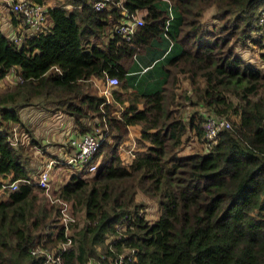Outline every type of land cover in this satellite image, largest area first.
Wrapping results in <instances>:
<instances>
[{"label": "trees", "instance_id": "16d2710c", "mask_svg": "<svg viewBox=\"0 0 264 264\" xmlns=\"http://www.w3.org/2000/svg\"><path fill=\"white\" fill-rule=\"evenodd\" d=\"M54 1L36 31L0 5V79L15 76L0 91V177L18 179L0 197V264H41L31 253L39 247L55 249L57 264H264V0H108L101 10L95 0ZM133 13L142 24L127 40L116 26ZM251 44L256 57L241 52ZM110 76L119 84L108 100L93 80ZM180 98L193 106L186 117ZM29 103L41 119L60 108L76 132L100 138L92 175L82 165L53 193L69 205L66 224L61 203L27 181L33 167L13 143ZM211 115L230 126L206 146ZM191 131L206 152L181 153ZM138 193L157 201L153 221Z\"/></svg>", "mask_w": 264, "mask_h": 264}, {"label": "built area", "instance_id": "2783aa9c", "mask_svg": "<svg viewBox=\"0 0 264 264\" xmlns=\"http://www.w3.org/2000/svg\"><path fill=\"white\" fill-rule=\"evenodd\" d=\"M106 1L108 0H95L93 6L97 10H101L105 7ZM46 2V1H45ZM38 3L32 0H0L1 6H11V9L18 14L21 23L26 26L27 29L31 30H38L41 27H45V12L48 6H53L55 4L54 0H48L47 3ZM257 22L263 27L264 29V5H261L257 11ZM141 15L133 13L131 14V18H128L127 21H121L116 26V30L118 33H121L125 39H129L136 26L141 25ZM10 32V31H9ZM13 32V31H11ZM9 33L11 39L15 42H19L21 36L14 33ZM118 83V79L116 76H110L105 79V86L102 89L104 94L107 93V88L110 85H115ZM205 128L204 133V144L206 146L212 145L215 140L217 132L224 128L228 127L229 122L226 118H218L214 115L206 117V120L203 123ZM82 136L78 138L71 137L69 140V147L72 148L70 154H66L65 162L68 165L77 164L82 165L88 164L93 157V153L97 150L100 142V138L97 134L91 132H87L81 134ZM13 143H16L13 139ZM62 161L59 157H51L48 160H45L41 163L39 170L35 173V177L27 180L29 183H33L36 186L42 188L44 194L50 199V201H59L61 203L60 212L62 221L66 224L68 221H72L73 217H70L68 212V205L66 202L60 200L57 197H54V189H52V181L51 177L49 176L51 169L54 165L60 164ZM98 164V159L95 162L88 164L87 171L90 172L92 169L96 168ZM18 179H13L11 181L8 178L0 180V197L1 193L4 190H11L17 186ZM66 228V227H65ZM40 252L39 248L32 249V254ZM44 263L43 264H57L60 261L59 255L54 251L47 250L44 252ZM118 264V263H117Z\"/></svg>", "mask_w": 264, "mask_h": 264}, {"label": "rangeland", "instance_id": "374dc122", "mask_svg": "<svg viewBox=\"0 0 264 264\" xmlns=\"http://www.w3.org/2000/svg\"><path fill=\"white\" fill-rule=\"evenodd\" d=\"M45 1H46L45 3L48 2V0H45ZM241 52L244 53V55L246 57H250V56L256 57V55L259 52V48L255 45L251 44L250 46H248L246 48H242ZM137 62H138L137 68L143 66L142 58L138 59ZM138 72L139 71L135 70V74H134L135 78L134 79H137V77L139 76ZM149 79L156 80L157 74H155L154 71H152L150 76H149ZM14 83H15V76H13V73L12 74L8 73V75H6V77L0 79V91L1 90L3 91L4 89L10 88ZM93 83H95L93 90H95V91L97 90V92H98L99 88H98V84L96 85V83H105V80L102 81V79H100V78H94ZM118 84L115 85V87L118 86ZM183 85L186 87V90H187L189 87L188 82L185 81V83H183ZM111 86H114V85H111ZM110 87H109L108 92H107L109 100L112 98V94L110 93V89H111ZM187 91L189 92V89ZM123 96L126 97V95H123ZM180 106H181V112L185 115V117L191 113L192 108H193V106H188V104L181 98H180ZM39 107L40 106L38 104L37 105L33 104L32 107H29V108L26 106H21L19 108V117L21 118L20 123H21L22 127L30 130V134L28 136V134L24 130V128H22L16 122V124L13 125L12 137H13L15 142L17 141V139H19V143H21L24 146L25 156H24V152H22V155L24 158L26 157L27 165L29 167L30 166L33 167L32 170L34 172L31 174V176L33 178L36 175L35 173L39 170V164H38V160L40 159L39 156L45 155V156H48L50 158L51 157H59V159L62 162L58 165H55L51 169L50 174H49V176L52 177V181H53L52 189H54V193H55V192H57V189L59 188V186L68 180L71 173L80 172L81 166L77 165V164H72V163H71V165H68L65 162L66 154H67L66 151L60 150V153H58L55 144H52V143L49 144L48 142H45L42 140V136H41L42 131H41L40 126L38 124L40 119L39 120L37 119V110H40ZM42 109L48 110V109H45L44 107H42ZM33 110H34V113H33ZM58 110H59V116L66 115L62 109L58 108ZM51 111L52 110H49L48 113L51 114ZM69 116H71V115H69ZM49 117H51V116L49 115ZM29 119H30V123H28ZM72 119H73V117H72ZM95 131H97V128H95ZM128 133L130 134L128 136L129 138L127 140H125L123 145L120 146V150H119L120 155H122L126 160L130 159V157H131L130 153L132 152V149L134 150V148L136 147L135 137L138 135V134H135L133 128L129 129ZM33 138L38 141V144L36 142H33V140H32ZM69 140L67 141L68 147H69V145H68ZM54 142L61 145V147L63 146V143H61L59 139H57ZM68 147H67V149H68ZM196 150L201 151V152H206V150L204 149L203 143L200 141V139H198L194 135L193 131H191L189 136H187V135L184 136L183 146L181 147V153H192L193 151H196ZM92 171H93V169L88 173H86V172H84V173H86L87 176H91L93 173ZM94 171H95V169H94ZM137 197L139 200H141L144 203L142 206V209H140V211L143 213L144 217L153 221L155 218H157L159 216L158 203L156 200L151 199L149 197H146L145 195H142L140 193L137 194ZM68 212H69V205H68ZM70 244H71L70 240H67L66 242H61L58 244V249H64L67 245H70ZM39 249H40V252H38V256H40L42 258L41 264H43L44 260H45L44 252L47 251L48 249L41 248V247H39ZM53 251H56V250L53 249ZM126 252H127V250H126Z\"/></svg>", "mask_w": 264, "mask_h": 264}, {"label": "crops", "instance_id": "0c3cea01", "mask_svg": "<svg viewBox=\"0 0 264 264\" xmlns=\"http://www.w3.org/2000/svg\"><path fill=\"white\" fill-rule=\"evenodd\" d=\"M3 1V0H1ZM96 82V81H95ZM98 84V88L101 86V83H96V85ZM136 85V84H134ZM95 86V83H94ZM33 104H29L26 107H32ZM37 110V109H36ZM34 113V110H33ZM41 110H37V119L40 121L38 122L40 129L42 131V140L45 142H48L49 144H55L56 145V149L57 152L60 153V150H64L67 152V155L71 153L72 148L67 146V141L71 138H78L80 136H82V133H78L75 131L74 128V123H73V119L72 116L67 115H61L59 116V110H52L51 114L49 117L47 114H42L44 115V119H41ZM30 123V119L29 122ZM134 129L135 134H137L139 126L138 125H131L129 126L128 129ZM70 129V130H69ZM129 134V133H128ZM130 135V134H129ZM57 139L60 140L61 143H63V146L61 147V145L57 144L56 141ZM68 147V149H67ZM66 149V150H65ZM40 159L38 160V164H39V168L41 166V163L44 162L45 160L50 159V157L48 156H39ZM55 166V165H54ZM4 179L0 177V180ZM51 181H52V177H51ZM53 183V181H52Z\"/></svg>", "mask_w": 264, "mask_h": 264}, {"label": "clouds", "instance_id": "9594fccd", "mask_svg": "<svg viewBox=\"0 0 264 264\" xmlns=\"http://www.w3.org/2000/svg\"><path fill=\"white\" fill-rule=\"evenodd\" d=\"M104 86H105V83L99 87V91H100L101 93H103V92H102V89L104 88ZM110 86H111V85H110ZM110 86H109V87H110ZM109 87L107 88V92H108ZM103 94H104V93H103ZM105 95H106V97H107V99H108V95H107V93H106ZM108 100H109V99H108Z\"/></svg>", "mask_w": 264, "mask_h": 264}]
</instances>
